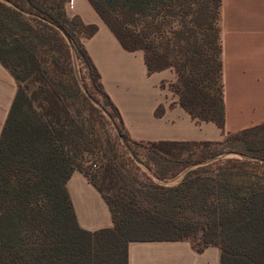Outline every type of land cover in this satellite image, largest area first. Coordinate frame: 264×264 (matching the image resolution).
Instances as JSON below:
<instances>
[{
	"label": "trees",
	"instance_id": "1",
	"mask_svg": "<svg viewBox=\"0 0 264 264\" xmlns=\"http://www.w3.org/2000/svg\"><path fill=\"white\" fill-rule=\"evenodd\" d=\"M69 1L0 0V63L18 86L0 136V264H128L131 242L193 243L198 233L197 251L219 247L220 264H264V123L216 142L130 139L83 43L98 26L69 16ZM88 1L125 50L143 51L149 73L176 72L170 88L181 107L224 127L222 0ZM74 55L119 119L125 142L145 150L159 180L184 172L180 181L165 186L146 174L132 188L117 187L125 176L112 159L95 173L96 163L84 166L92 147L80 106L90 102ZM224 144L241 157L206 162L223 150L197 153ZM75 171L103 195L112 227L79 225L67 189Z\"/></svg>",
	"mask_w": 264,
	"mask_h": 264
},
{
	"label": "crops",
	"instance_id": "2",
	"mask_svg": "<svg viewBox=\"0 0 264 264\" xmlns=\"http://www.w3.org/2000/svg\"><path fill=\"white\" fill-rule=\"evenodd\" d=\"M66 12L98 26L83 43L130 139L216 142L264 123V0H222L223 128L194 119L181 107L179 96L169 89L177 79L176 72L149 73L143 51L125 50L88 0H70ZM17 88L12 74L0 63V136ZM159 108L161 114L157 115ZM67 189L83 229L114 225L108 203L83 173L73 172ZM220 260L219 247L199 252L188 240L131 242L128 246V264H220Z\"/></svg>",
	"mask_w": 264,
	"mask_h": 264
},
{
	"label": "rangeland",
	"instance_id": "3",
	"mask_svg": "<svg viewBox=\"0 0 264 264\" xmlns=\"http://www.w3.org/2000/svg\"><path fill=\"white\" fill-rule=\"evenodd\" d=\"M73 69L80 84L84 86L85 89H83V91L87 96L89 102L91 103V106L90 103L83 106L79 105L82 108L81 117L86 120L87 124L90 127V139L92 147V153L86 154L87 160L89 161L86 162L84 166L90 167L91 165L96 163L97 166H93L90 169L91 173H95L96 171L101 169L103 163H106L110 159H112L113 163L120 167L125 176L124 180H120L118 182L117 187L126 185L127 188H132L136 179L138 181H144V175L146 174L149 175L155 182L165 186L174 185L178 181H180V179L184 175V172L177 177L169 179L167 181L159 180L154 175V168L150 167L147 164L145 150L135 145L131 148L129 144L125 142L117 126L120 124L119 119L117 117H115L114 119L110 116V112L114 113L113 109L106 104L104 97L96 89H94L91 79L89 78L88 69L85 67L83 62L75 55L73 56ZM63 80L65 85L69 86L70 80L68 71L65 72ZM85 84L88 85V90L85 87ZM162 86L164 87V89H167V83H163ZM169 89L171 90L170 85ZM67 101L69 103H73L75 102V98L73 96H70V94H67ZM92 105L93 107H95V109L92 108ZM231 145L236 144L231 143ZM220 150H223L222 154L215 156L214 158L206 162L214 161L220 158L226 159L241 157L239 153L230 149V146H228L227 144L199 147L197 148V153H201L203 151L208 154ZM134 151L136 152V154ZM106 157L110 159L106 160ZM101 175L102 173L100 172V175L98 177V181L100 184H102ZM102 185H104L105 188H107L108 186V184ZM135 187H140V184H135ZM192 239L193 243L198 244L200 234L198 233L196 236H193Z\"/></svg>",
	"mask_w": 264,
	"mask_h": 264
},
{
	"label": "water",
	"instance_id": "4",
	"mask_svg": "<svg viewBox=\"0 0 264 264\" xmlns=\"http://www.w3.org/2000/svg\"><path fill=\"white\" fill-rule=\"evenodd\" d=\"M82 87H83V89H85L84 86H82ZM85 91H86V90H85ZM195 166H197V165H193L192 168L195 167Z\"/></svg>",
	"mask_w": 264,
	"mask_h": 264
}]
</instances>
